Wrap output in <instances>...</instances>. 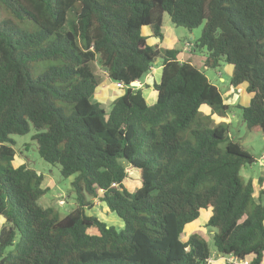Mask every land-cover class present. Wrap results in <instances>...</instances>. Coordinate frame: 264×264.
Here are the masks:
<instances>
[{
    "label": "trees",
    "instance_id": "trees-1",
    "mask_svg": "<svg viewBox=\"0 0 264 264\" xmlns=\"http://www.w3.org/2000/svg\"><path fill=\"white\" fill-rule=\"evenodd\" d=\"M165 15L189 32L203 24L193 48L205 68L232 66L230 87L249 95L241 121L264 140V0H0V264H207L203 238L180 240L201 210L215 254L264 264V206L240 176L255 159L227 126L203 123L201 108H232L204 73L147 44L142 29L162 39ZM156 61L149 106L132 84ZM92 63L124 87L108 112L90 102ZM30 131L38 156L73 176L64 216L38 204L43 175L13 165L10 136ZM96 199L120 230L85 213Z\"/></svg>",
    "mask_w": 264,
    "mask_h": 264
},
{
    "label": "rangeland",
    "instance_id": "rangeland-1",
    "mask_svg": "<svg viewBox=\"0 0 264 264\" xmlns=\"http://www.w3.org/2000/svg\"><path fill=\"white\" fill-rule=\"evenodd\" d=\"M71 18H73L72 13L68 15V19L71 20ZM163 21L164 25L169 28L168 30L164 26L163 33L166 41H169V35L170 37L177 36L181 43L188 41L191 46L193 55L195 56V63L197 64V68L201 70L209 80V82L218 89L225 103L232 107L230 112L224 116L220 114H213L209 108H201L200 114L209 119V121L204 120L203 123L210 128L220 124L227 126L229 138L239 142L244 150L251 156H257L258 154H260V152H264V141L261 132L258 129H253L251 131L248 130L241 121L240 110L235 107L236 103L240 106H246V101L249 102V95L244 91V96L241 99H238V101L236 100V102L233 104L231 96H229L231 93L234 94V91L229 85L230 77L232 74V66L227 63H222L217 70L205 68L202 63V57L204 56V53L195 51V49L193 48V40H191V34L189 33V31L184 28L174 27L170 23L167 15L164 16ZM202 28L203 24L191 31L194 35L195 40L199 38ZM91 67L94 74L98 77L99 83H101L104 80L105 73L98 68L96 63H92ZM220 77H222V81L220 80ZM240 88H243L244 90L243 86ZM99 93L95 95H97L98 97ZM96 100L97 99L93 96L90 102L92 104H97ZM99 107L105 112L108 111V108L102 103L99 104ZM31 135L32 131L23 136H10L11 140L14 143L13 149L16 153L13 165L15 166L17 164H25L28 168L42 174L43 178L45 179L43 182V188H46L47 192L38 200V204L43 208L53 207L58 211L60 216H64L69 210L75 208V196L71 188L73 176L64 179L60 176L59 167L57 165L52 166L45 163L38 156L36 145L30 139ZM254 168L257 169L256 166ZM127 173L128 176L124 181V186L129 191H133L139 186L138 174L137 171H132L130 169ZM242 173L246 174L247 172L243 170L240 172V175H243ZM59 201L64 202V206H59ZM92 202V207L85 211L88 216H94L107 225L114 226L117 230H120L122 228L121 221L114 214L108 213L107 209L102 203H100L97 199L93 200ZM208 217L209 211L201 210L198 219L187 226L184 233L181 235L180 240L185 241V239H187L189 235L197 234L206 241L210 253L214 254L211 237L212 233L215 231L205 226Z\"/></svg>",
    "mask_w": 264,
    "mask_h": 264
},
{
    "label": "crops",
    "instance_id": "crops-1",
    "mask_svg": "<svg viewBox=\"0 0 264 264\" xmlns=\"http://www.w3.org/2000/svg\"><path fill=\"white\" fill-rule=\"evenodd\" d=\"M164 26L166 29L169 30V28L166 25H164V21H163V26L161 29L162 39L152 37V35L150 34L147 28L142 29V35L147 37V40H146L147 44L153 47H157V48L177 50L179 51L178 60L180 63L187 62V63H190L196 66L197 64L195 63V56L193 55L189 42L186 41L184 43H181L177 36L170 37V35H169V41L167 42L164 36V33H163ZM189 33L191 34V40H194V35L192 34V32H189ZM202 63L204 65V56L202 57ZM160 78H161V66L159 65V62L156 61L154 66L150 69L149 73L145 77H143L140 81L135 82L133 86L134 88L142 91L143 98L146 104L149 106L155 103L156 93L153 90V85L158 83L160 81ZM220 80L221 81L223 80L222 77H220ZM243 87H244V90L243 88L242 89L239 88L240 93L238 94H236L235 91L232 89L234 91V94L231 93L232 95L231 94L229 95L231 96L232 104L235 103L236 100L238 101V99H241L244 96L243 94L245 91V86ZM122 92L123 91L117 89L115 87V83L110 81L105 75L104 80L101 83H98V86L95 90V94L99 93L98 97L95 94H94V97L97 99L96 102L98 104L102 103L108 108V111H109L111 108L112 102L117 97H119L122 94ZM247 103L248 101H246L245 105H247ZM252 157L255 159V163L251 167L243 168L241 171L245 170V172L247 173L246 174L242 173L243 175H240V176L244 181L251 182L253 186L252 197L254 201L264 206V152H260V154H258L257 156H252ZM255 166L257 167V169L254 168ZM42 186H43V183H42ZM209 216H210V211H209ZM209 260L211 264H225V263L238 264L236 262H233L232 258L230 257H222L215 253L211 254V257Z\"/></svg>",
    "mask_w": 264,
    "mask_h": 264
},
{
    "label": "built area",
    "instance_id": "built-area-1",
    "mask_svg": "<svg viewBox=\"0 0 264 264\" xmlns=\"http://www.w3.org/2000/svg\"><path fill=\"white\" fill-rule=\"evenodd\" d=\"M115 87H116L117 89L121 90V91H122L123 88H124V87H123V84H121V83H115ZM235 93H236V94L240 93V89H236ZM113 186H114V185H113ZM58 205H59V206H64V202L59 201V202H58ZM230 258H231V257H230ZM232 261H233V262H236V263H238V264H248L247 261H237L236 259H233V258H232ZM207 264H211L210 260L207 261ZM231 264H232V263H231Z\"/></svg>",
    "mask_w": 264,
    "mask_h": 264
},
{
    "label": "water",
    "instance_id": "water-1",
    "mask_svg": "<svg viewBox=\"0 0 264 264\" xmlns=\"http://www.w3.org/2000/svg\"><path fill=\"white\" fill-rule=\"evenodd\" d=\"M135 83L132 84V86H134Z\"/></svg>",
    "mask_w": 264,
    "mask_h": 264
}]
</instances>
